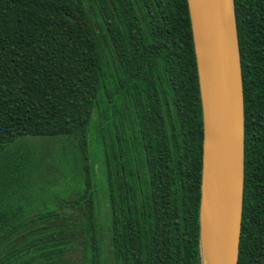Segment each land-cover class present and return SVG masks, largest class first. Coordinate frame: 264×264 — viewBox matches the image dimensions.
<instances>
[{
  "label": "trees",
  "instance_id": "trees-1",
  "mask_svg": "<svg viewBox=\"0 0 264 264\" xmlns=\"http://www.w3.org/2000/svg\"><path fill=\"white\" fill-rule=\"evenodd\" d=\"M234 5L264 264V0ZM202 139L187 0H0V264H199Z\"/></svg>",
  "mask_w": 264,
  "mask_h": 264
},
{
  "label": "water",
  "instance_id": "water-1",
  "mask_svg": "<svg viewBox=\"0 0 264 264\" xmlns=\"http://www.w3.org/2000/svg\"><path fill=\"white\" fill-rule=\"evenodd\" d=\"M202 110L199 264H237L244 94L234 0H187Z\"/></svg>",
  "mask_w": 264,
  "mask_h": 264
},
{
  "label": "rangeland",
  "instance_id": "rangeland-1",
  "mask_svg": "<svg viewBox=\"0 0 264 264\" xmlns=\"http://www.w3.org/2000/svg\"><path fill=\"white\" fill-rule=\"evenodd\" d=\"M66 188H63V186L62 185H60V186H54V189H56L57 188V191H60V193H61V195H63V196H68L69 194H71V192H73L72 190L74 189V187L73 186H71L70 184H69V186L67 185V186H65ZM76 187V186H75ZM75 189H77V188H75ZM99 191H100V189H99Z\"/></svg>",
  "mask_w": 264,
  "mask_h": 264
}]
</instances>
